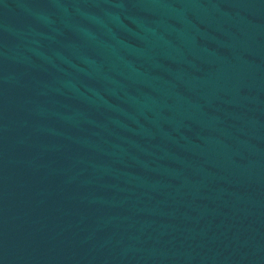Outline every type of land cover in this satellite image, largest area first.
<instances>
[{
    "label": "water",
    "instance_id": "obj_1",
    "mask_svg": "<svg viewBox=\"0 0 264 264\" xmlns=\"http://www.w3.org/2000/svg\"><path fill=\"white\" fill-rule=\"evenodd\" d=\"M0 264H264V0H0Z\"/></svg>",
    "mask_w": 264,
    "mask_h": 264
}]
</instances>
